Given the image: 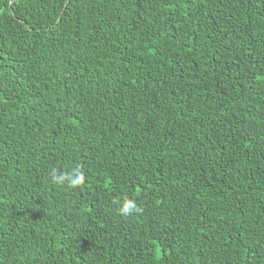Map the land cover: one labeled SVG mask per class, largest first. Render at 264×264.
I'll list each match as a JSON object with an SVG mask.
<instances>
[{"label":"trees","instance_id":"1","mask_svg":"<svg viewBox=\"0 0 264 264\" xmlns=\"http://www.w3.org/2000/svg\"><path fill=\"white\" fill-rule=\"evenodd\" d=\"M0 264H264V0H0Z\"/></svg>","mask_w":264,"mask_h":264},{"label":"clouds","instance_id":"2","mask_svg":"<svg viewBox=\"0 0 264 264\" xmlns=\"http://www.w3.org/2000/svg\"><path fill=\"white\" fill-rule=\"evenodd\" d=\"M50 177L54 183L66 185L71 189H76L85 182V174L80 168H76L70 174L65 175H60L56 169H52L50 172ZM139 211L140 209L137 206V203L127 197H125L119 205V212L125 217L131 216L132 214Z\"/></svg>","mask_w":264,"mask_h":264}]
</instances>
